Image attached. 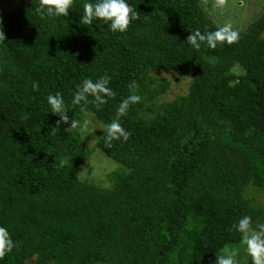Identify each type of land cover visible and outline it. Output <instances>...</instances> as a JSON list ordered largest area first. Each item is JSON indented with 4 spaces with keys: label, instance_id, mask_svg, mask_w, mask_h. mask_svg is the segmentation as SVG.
Wrapping results in <instances>:
<instances>
[{
    "label": "trees",
    "instance_id": "1",
    "mask_svg": "<svg viewBox=\"0 0 264 264\" xmlns=\"http://www.w3.org/2000/svg\"><path fill=\"white\" fill-rule=\"evenodd\" d=\"M85 2L68 17L41 19L39 0L0 15V226L17 245L0 264H215L226 245L244 249L231 226L264 222V201L246 194L264 195V14L239 43L197 51L191 32L219 27L203 0H126L140 19L125 34L82 24ZM154 72L190 78L187 92L157 104L169 82ZM105 74L115 99L81 113L77 86ZM132 81L142 100L120 119L129 140L97 142L120 167L88 183L81 133L61 122L51 135L60 118L47 97L60 93L70 119L105 129Z\"/></svg>",
    "mask_w": 264,
    "mask_h": 264
},
{
    "label": "clouds",
    "instance_id": "2",
    "mask_svg": "<svg viewBox=\"0 0 264 264\" xmlns=\"http://www.w3.org/2000/svg\"><path fill=\"white\" fill-rule=\"evenodd\" d=\"M203 3L205 5L210 3L213 9L220 14H224L228 10L229 0H203ZM73 5L74 0H39L36 12L41 19L45 17H68ZM139 19L140 13L132 8L126 0H96L95 3L88 0V2L83 4V16L80 22L84 25H92L94 20H101L109 25L113 33L125 34L132 23ZM5 40L3 22L0 19V44L5 45ZM239 41V31L234 30L231 23H225L223 26L217 27L215 31L201 33L200 30H196L191 32L186 43L198 51L202 44L215 49L218 44L231 46L239 43ZM110 79L111 77L107 74L96 81L84 78L82 83L77 86L74 99L72 100L73 106H79L80 112L87 114L88 105L93 104L99 110L100 106L108 103V100L115 99L116 92L109 86ZM128 87L130 94L122 99L118 105L115 118L105 126L103 132L105 148L111 149L114 146V141L123 140L127 142L131 136V132L121 125L120 119L128 114L132 105L140 103L142 97L136 93V89L139 87L136 81H132ZM33 89H38V84L35 82L33 83ZM47 102L51 113L60 118L55 126L51 128V135H55L60 130L61 122L65 125L70 124V127L64 128L66 133L87 132L90 121H80L75 117L70 119L67 115L69 110L60 93L49 95ZM71 161V157H61L58 166L60 168L66 167L71 164ZM169 186L171 187V185ZM229 230H235L240 234V243L244 246L246 255L250 257L251 264H264V222H256L254 224L252 218L246 215L240 218L237 223H234ZM16 247L17 245L12 240L9 231L5 227L0 226V260H3ZM239 256L240 250L238 248H230L226 245L219 254H216L215 264H241L238 259Z\"/></svg>",
    "mask_w": 264,
    "mask_h": 264
},
{
    "label": "rangeland",
    "instance_id": "3",
    "mask_svg": "<svg viewBox=\"0 0 264 264\" xmlns=\"http://www.w3.org/2000/svg\"><path fill=\"white\" fill-rule=\"evenodd\" d=\"M28 2L29 0H0V15L17 10ZM203 7L207 15L214 19L218 26L231 23L233 29L237 31H243L250 22L264 14V0H229L228 10L224 14H220L213 9L210 3L208 5L203 3ZM153 75L159 78H166L169 82L167 92L158 97L157 104L169 102L185 94L188 90L190 78L178 77L168 72H154ZM84 120L90 121L87 132H80L89 151V156L80 166L79 178L94 185H105L106 175L120 167V164L106 157L97 149L98 138L104 131L103 126L90 116L84 118ZM246 194L250 198L253 197L256 203L261 204L264 201V195L252 188L246 190ZM227 246L230 248L237 247L232 244ZM248 258L244 249L240 250V256L238 257L240 262L245 263ZM24 264H34V260H27Z\"/></svg>",
    "mask_w": 264,
    "mask_h": 264
}]
</instances>
